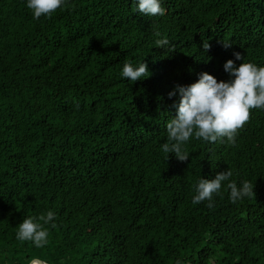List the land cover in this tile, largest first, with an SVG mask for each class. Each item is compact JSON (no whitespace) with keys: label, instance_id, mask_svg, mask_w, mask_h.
<instances>
[{"label":"trees","instance_id":"16d2710c","mask_svg":"<svg viewBox=\"0 0 264 264\" xmlns=\"http://www.w3.org/2000/svg\"><path fill=\"white\" fill-rule=\"evenodd\" d=\"M163 7L150 17L133 0H69L34 19L25 0H0V264H264V110L235 145L190 139L187 161L161 150L177 85L228 81L234 52L237 66H264V0ZM126 60L150 76L122 78ZM227 169L255 195L232 203L222 186L213 208L193 204L198 179ZM48 210L46 247L16 240Z\"/></svg>","mask_w":264,"mask_h":264},{"label":"clouds","instance_id":"9594fccd","mask_svg":"<svg viewBox=\"0 0 264 264\" xmlns=\"http://www.w3.org/2000/svg\"><path fill=\"white\" fill-rule=\"evenodd\" d=\"M135 11L144 16H163L164 0H133ZM69 0H25V6L31 11L34 19L46 18L58 9L68 6ZM159 36V33H156ZM158 47L168 44L166 39L155 41ZM225 48L231 47L224 43ZM209 44L204 42L205 51ZM235 60H228L223 68L229 74L228 81H219L213 75L201 73L196 82L181 86L169 92V98L179 95L175 104L176 114L166 125L167 142L161 145L165 154H174L180 161H187L189 153L186 145L190 139L203 140L208 143L225 140L235 145L238 131L249 121L252 109L264 110V66L253 62H242L239 66L235 61H243L239 52L233 53ZM120 76L131 82L150 76L147 64L143 61L134 64L126 60ZM233 172L227 169L218 172L214 179H198L196 194L192 197L193 204L208 201L207 207H214V195H221L222 186L229 192L232 203L250 198L254 193L253 185L245 180L240 185L232 180ZM56 214L48 210L46 214L28 217L17 226L15 238L18 241L31 242L36 248H44L49 243V229L56 228ZM28 264H47L46 261L30 259ZM176 264H182L180 260Z\"/></svg>","mask_w":264,"mask_h":264}]
</instances>
